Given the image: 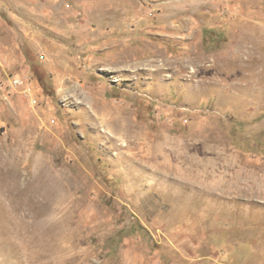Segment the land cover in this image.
I'll use <instances>...</instances> for the list:
<instances>
[{
    "label": "rangeland",
    "instance_id": "1",
    "mask_svg": "<svg viewBox=\"0 0 264 264\" xmlns=\"http://www.w3.org/2000/svg\"><path fill=\"white\" fill-rule=\"evenodd\" d=\"M0 264H264V0H0Z\"/></svg>",
    "mask_w": 264,
    "mask_h": 264
},
{
    "label": "bare ground",
    "instance_id": "2",
    "mask_svg": "<svg viewBox=\"0 0 264 264\" xmlns=\"http://www.w3.org/2000/svg\"><path fill=\"white\" fill-rule=\"evenodd\" d=\"M3 210H4V208H3Z\"/></svg>",
    "mask_w": 264,
    "mask_h": 264
}]
</instances>
